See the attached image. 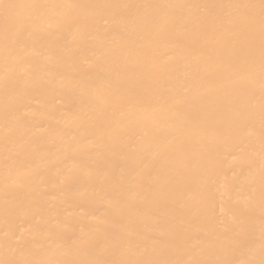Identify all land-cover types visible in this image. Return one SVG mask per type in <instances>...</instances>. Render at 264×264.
I'll list each match as a JSON object with an SVG mask.
<instances>
[{
    "label": "bare ground",
    "instance_id": "obj_1",
    "mask_svg": "<svg viewBox=\"0 0 264 264\" xmlns=\"http://www.w3.org/2000/svg\"><path fill=\"white\" fill-rule=\"evenodd\" d=\"M0 264H264V0H0Z\"/></svg>",
    "mask_w": 264,
    "mask_h": 264
}]
</instances>
